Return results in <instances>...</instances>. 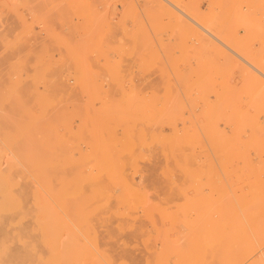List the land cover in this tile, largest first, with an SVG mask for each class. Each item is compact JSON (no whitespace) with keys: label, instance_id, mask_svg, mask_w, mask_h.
<instances>
[{"label":"rangeland","instance_id":"obj_1","mask_svg":"<svg viewBox=\"0 0 264 264\" xmlns=\"http://www.w3.org/2000/svg\"><path fill=\"white\" fill-rule=\"evenodd\" d=\"M14 1L17 3L21 1L22 3L16 5L18 15L5 8L3 17L8 16V14H12V17L16 16L12 20L19 24L16 25L17 29L20 28L19 30L16 29L17 35L19 33L18 36L23 37L27 34V38L31 35L28 38L29 40L25 37L20 39L23 47L17 36L16 48L17 46L19 49L21 48L20 51L18 48L16 49L17 54L18 52L25 53L28 51V45L31 48L34 46L36 49L33 47L32 50H36L35 53L37 54L38 49H40L37 46L38 41H35L38 39V34L41 33V36H46L55 33L57 24H62L63 29L69 34L71 31L70 20L72 21V19L78 24L81 33L79 40H82V42H68L65 44L64 50H62L63 53L50 60L51 67L48 65V61L43 62L38 58L35 60L36 57L24 61L23 57H20L21 55H17L21 59L16 60V72L18 73H16V79H14L17 88L16 113L14 112L16 115H13L14 109L11 110L13 107L11 105L13 94L11 91L14 88L6 87L8 83L4 85L7 92L3 90L5 92L2 93V95L5 93L6 96H2L0 115L5 116L7 121L0 116L5 121L3 122L0 119V245L1 241L5 240L8 242V251L21 248L23 241L13 238L16 229H18L19 233L17 231V235H22V237L25 234L27 236L32 235L33 237H27L28 239L26 236L24 238L30 241L33 240L34 246H37V250L35 248L36 251H32L33 257H23L18 260L19 264H65L67 262H71L69 264H148V261L149 264L153 262L155 264V259L162 264H174L176 259L175 254L172 252L174 244L170 246V242L173 243L180 237L179 235L189 236L191 233V236L192 233L196 232L194 228L198 229L200 222L202 223L212 211L214 212V214L211 213L212 217L218 218L220 216L218 206H225L222 202H225V207L230 208H237V204L240 207L247 205L250 207L252 203L251 210H248V212L254 213L256 216L264 213V189H262V186H264V102H262L264 96L262 97L259 94L264 95V90H261L264 89V77L262 78L264 69L261 70V65L264 68V32L262 33L264 31V0H168L174 6L162 1L168 5V10H158L163 12L164 16L162 13L157 12L162 15L163 20L160 19L159 15V17H156L157 13L154 14L156 8L150 4L151 0H26V3L23 2L25 0ZM173 7L174 9L177 8L175 9L176 12L172 13V11H175ZM171 8L172 11H170ZM178 9H184V13L185 11L188 12L187 14L191 15L192 18L197 19L198 17V20L195 19L196 21L200 22L201 25L205 24V27H207L206 25L211 27L208 29H212L214 33L217 32L216 35L220 33L221 38L223 37L222 40L225 42V39H230L231 44L229 43V46L233 47L236 54L231 53L226 48L224 49L220 43L217 44L214 39L207 35V40L204 39L207 44L205 41H201L203 39L198 35H201L199 33L203 34V32H199L200 29L196 26L197 35L196 30H193V27L196 28L191 21L186 18L181 19L183 15H181V18L177 17V13H180L177 12ZM195 10L196 12H193ZM174 13L176 14L174 15ZM20 15L24 17H20ZM33 15L42 18H35ZM170 15L175 18L172 16L166 18ZM19 18L23 19L21 20L24 24L30 21L25 25L31 28H28L29 30L27 27L25 28V25L20 23ZM167 19L171 21L167 22ZM185 20L186 23L189 21L187 23L188 27H186ZM49 23L51 24L48 25ZM153 23L159 25L156 26ZM189 24L191 27H189ZM44 25H48V28ZM22 26L26 31L23 30ZM21 29L25 34L21 32ZM31 29L32 31H30ZM208 39L212 42H208ZM27 40L30 44H27ZM34 43L37 45L35 46ZM50 43L51 45H48ZM226 43L228 44V42ZM48 44L47 48L51 52L46 48L47 51L58 54L56 52L57 46L56 49L54 48L56 44L53 46L54 42L50 41ZM48 46H52L54 52ZM22 50L25 52H21ZM224 53L228 54H225V56ZM242 59L250 62L256 69L258 68V71L247 65ZM30 61L34 64H31ZM28 62L29 66L34 69V71L30 69L32 75H29L31 73H29ZM236 63L238 64L237 67L240 65L239 68L235 67ZM23 65H26V68L25 66L22 67ZM36 65L42 70L45 68L44 73L42 70H40L41 72L38 71V69L35 71ZM230 65L232 66L230 67ZM20 69L23 71L27 69V71L22 72ZM39 76L40 78H38ZM243 77L245 78L243 79ZM247 78L248 80L245 81ZM261 85H263V88ZM256 93L258 98L261 95V100L257 98ZM247 99L249 100L247 101ZM251 103L255 107L257 106L256 109L253 105L251 106ZM229 109L233 111L231 115ZM246 110L247 112L244 114ZM255 110L261 111L255 112ZM161 113L163 115L159 117ZM239 113L242 117L239 116ZM228 114V117L235 120L226 118ZM247 114L249 115L246 116ZM15 116L16 125H12L13 119L11 118ZM245 116L247 119L244 118ZM241 120L245 122L246 126ZM3 123H5L4 128ZM96 123L99 125H96ZM174 123L176 124L174 125ZM9 124L10 126H16V133L14 132L15 126L10 127ZM116 124L118 127L114 126ZM208 124H212L213 127H210V125L208 127ZM7 125L9 126L8 129H6ZM241 126L244 128L241 129ZM13 128L14 133L10 131ZM217 128L218 131L216 132ZM4 129L8 132H5ZM5 133H7V136H5ZM9 133L13 134L9 136ZM185 133L186 135H184ZM15 134L16 136H14ZM252 136L253 139L250 138ZM212 137L214 138L211 139ZM10 138L16 140V145L13 144V140H9ZM8 141L13 143L10 144ZM250 141L254 142L253 145L258 144L259 148L257 145L252 146ZM12 145L16 146V149ZM206 146L208 147L206 148ZM21 155H23L22 158ZM30 155L32 158L35 157L33 158L35 161L40 157V160L49 161L46 163L47 166L49 164L48 181L46 179L44 182L37 174L33 173L32 175V171L29 170L30 174L28 169L25 168H28V166L23 164L24 161L21 160L25 158L24 156L30 157ZM245 165L249 167H245ZM228 166L230 167L227 168ZM115 167L118 172L114 171ZM37 168L39 167L35 164L33 170L36 171ZM109 175L112 177L111 179ZM252 182L253 185H251ZM46 183L48 184L46 185ZM242 183L243 186H241ZM25 185L28 188L31 187V190L27 189L31 191L27 196L24 195L28 194ZM94 186L95 188H93ZM12 190L18 194L21 192L20 197L16 193L19 198H22V195L26 196L22 198L26 203L21 201L25 205L26 211L31 209L28 214L25 211L19 213V210H12V213H9L11 212L9 210L6 211L7 213L1 210V203L11 200L8 193L11 191L13 194ZM21 190H24L25 193ZM232 191L234 192L231 193ZM255 192L257 194L253 195ZM231 195L232 197H230ZM195 196L197 197L195 198ZM253 196H255L254 200H249ZM2 197L3 199H1ZM41 197L45 200L47 206L49 205L50 213L48 216L51 217L50 224L54 232L48 229V227H51L50 224L47 227L41 222L42 214H44L41 206L46 204H42L44 202H42ZM226 201H228V204ZM260 201L263 203L262 205H258L261 204ZM26 205L31 208L28 209ZM254 205L261 207H258L257 210V206ZM260 208L261 210H259ZM211 209L213 210L211 211ZM205 210L208 212L205 213ZM165 212L167 216L169 215L168 219ZM18 213L20 217L21 213L24 214L21 217L22 219L18 216ZM17 217L20 219H16ZM244 217L246 218V216ZM208 218H211V216H208ZM83 219L87 220L84 221ZM88 220L94 228L90 224L87 225ZM82 221L89 226V229L94 230L83 229L82 225L85 223H79ZM44 223L47 224L48 222L45 221ZM171 223L174 225H171ZM20 225L22 226L20 227ZM195 225H198L197 228ZM44 226L47 228L46 230ZM58 226L64 228H58ZM167 227H169V230H166ZM19 228H22V230ZM25 228H29L26 229L29 231L23 230ZM55 229H58V231ZM55 231L61 237L54 234L53 238L55 240L59 238L54 244L50 239L52 238L50 232L53 235ZM5 235H7V238H5ZM43 235L48 238L47 241ZM42 238L45 240H42ZM161 238H166V245L170 240L168 246L163 243L165 241ZM73 239H75V242ZM67 240L72 244L75 243V246L76 244L81 245L87 251L88 248L86 247L88 246L92 252L90 251L84 256H78L77 254L80 253L74 251L76 250L72 248L74 245L69 246L72 249L63 247V245L67 246L69 243ZM95 242H97V245H95ZM71 243L69 245H72ZM33 244L31 250L34 249ZM81 246L80 249L82 250ZM95 246H97V249ZM168 247L169 249L172 247L171 252L167 249ZM63 250H66V252ZM77 250L79 252V247ZM100 251L104 252V256L108 258L99 256L100 254L103 255ZM68 253H71V255H67ZM186 253L188 257L189 253ZM203 256H199L198 262L203 260Z\"/></svg>","mask_w":264,"mask_h":264},{"label":"bare ground","instance_id":"obj_2","mask_svg":"<svg viewBox=\"0 0 264 264\" xmlns=\"http://www.w3.org/2000/svg\"><path fill=\"white\" fill-rule=\"evenodd\" d=\"M0 1H2V2H0V108H1V100H2V96H4L5 95V93H4V95H2V93L3 92H7V90H6V87H8V88H14L13 89V91H11L13 94H12V102H11V105H13V107L11 108V110L12 109H14V111H13V115H16L15 113H16V90H17V88H16V85H15V82H14V79H16V73H18V72H16V60H18L20 57H23V59H24V61L25 60H27V61H29L28 59H30L31 60V58H33V57H36V58H34L35 60L38 58L39 60H41V61H43V62H47L48 61V65L50 66V60L51 59H55V58H57V56H59V55H61V53H63L62 52V50H64L63 49V47H64V45L65 44H67L68 42L70 43V42H82V40H79V38H80V35H81V33H80V30H79V28H78V24L74 21V19H72V21L70 20V22H71V26H70V28H71V31H70V33L69 34H67L66 33V31L63 29V25L62 24H57V26H55L57 29H55V33H53V34H48V33H46V34H48V35H46V36H41L40 34L41 33H37L38 34V39H36L35 41H38V45L37 46H39V48L40 49H38L39 51H41V49H42V51L41 52H37V54L35 53V51L34 50H32L33 49V47L34 46H32V48L31 47H29V45L27 46V44L29 43V39L28 38H30L31 37V35L27 38V34L26 35H24L23 37L21 36H18L19 35V33H18V35H17V32H16V29H17V26L16 25H19V24H16V22H15V20H12V19H14L15 17H12V14L10 15V14H8V16H6V17H3V14H4V9L5 8H8V10H10V11H12L13 13L15 12V13H17V10H18V8L16 9V5L18 6V4H20L21 3V1L20 0H18V1H20L19 3H17V2H15L14 0H0ZM17 1V0H16ZM29 1V0H28ZM27 1V2H28ZM162 1H165V3L167 2V3H169L171 6L173 5L172 3H170L168 0H151L150 1V4L154 7V8H156L154 11V14L155 13H157V12H160V11H158V10H163V9H167L168 10V5H166L165 3H163ZM23 2H25L26 3V0L25 1H23ZM31 2V1H30ZM46 2V1H45ZM49 2V1H48ZM51 2V1H50ZM17 3V4H16ZM146 3H147V1H146ZM22 4V3H21ZM60 4V3H59ZM147 4H149V3H147ZM23 5H27V4H23ZM22 5V6H23ZM43 5V4H42ZM151 5H149V6H151ZM54 6V5H53ZM174 6V5H173ZM96 7V6H95ZM53 8V7H52ZM57 8V7H56ZM55 8V9H56ZM93 8V7H92ZM91 8V9H92ZM177 8V7H176ZM175 8V9H176ZM54 9V10H55ZM90 9V10H91ZM173 9H174V7H173ZM174 9V10H175ZM191 9V8H190ZM53 10V11H54ZM151 10H153L152 8H151ZM165 10H163V11H165ZM179 11H177V12H180V13H177L178 15H177V17L179 16L180 18H181V15H183V18H181V19H184V18H186V19H188L189 21H191V23L195 26V28H196V26H197V28H199L200 29V31L199 32H203V34L202 33H199V34H201V35H198V33H197V28L196 29H194V27H193V30H196V33H197V35L198 36H200L201 37V39H203V40H201V41H205V40H207L206 38H208L207 36H209L211 39H214L216 42H217V44L218 43H220L221 44V46H223L224 47V49L226 48L227 50H229L231 53H234V54H236L234 51L235 50H233V47L231 48V46H229V43L231 44V40L229 41L228 40V38L227 39H225L226 40V42H228V44L224 41V40H222V38H221V35H220V33H218V35H216L215 33H217V32H213V30L212 29H208V28H211V27H208V25H206L207 27H205L204 25V23L203 22H201V23H203L204 25H201L200 24V22H198V21H196V20H198V17H197V19L196 18H192V16L190 17L189 16V14H187L186 13V11H185V13H184V9L183 10H181V9H178ZM188 10V9H187ZM34 11V10H33ZM59 11V10H58ZM86 11H88V10H86ZM170 11H172V8L170 9ZM50 12V11H49ZM56 12V11H55ZM65 12V11H64ZM92 12H93V10H92ZM166 12H168V11H166ZM173 12H176V10L175 11H172V13ZM193 12H196V10L195 11H193ZM11 13V12H10ZM42 13V12H41ZM150 13V12H149ZM160 13H162V15L164 14L163 12H160ZM160 13H157V16L156 17H159L160 16V19H162L161 17H162V15H160ZM35 14V13H34ZM146 14H147V12H146ZM153 14V15H154ZM167 14V13H166ZM169 14V13H168ZM176 13H174V15H175ZM180 14V15H179ZM17 15H18V13H17ZM40 15V14H39ZM148 15V14H147ZM159 15V16H158ZM195 15V14H194ZM34 17H35V15H33ZM55 16V15H54ZM164 16V15H163ZM172 15H170V16H166V18L167 17H171ZM196 16V15H195ZM20 17H24L23 15L21 16L20 15ZM33 17V18H34ZM38 17V16H37ZM37 17H35V18H37ZM70 17V16H69ZM155 17V18H156ZM172 17H174V16H172ZM27 18V17H26ZM39 18V17H38ZM42 17H40L39 19H41ZM46 18V17H45ZM45 18H44V20H45ZM149 18H152V17H149ZM165 18V19H166ZM175 18V17H174ZM208 18H209V16H208ZM20 20L22 19V18H19ZM55 19V18H54ZM62 19V18H61ZM69 19V18H68ZM158 19V18H157ZM169 19V18H168ZM167 19V22L168 21H171V20H168ZM179 19V18H178ZM181 19H179V20H181ZM196 19V20H195ZM23 20V19H22ZM21 20V22L20 23H23V21ZM33 20V19H32ZM36 20V19H35ZM38 20V19H37ZM44 20H42L43 22H44ZM154 21H156L155 19H153ZM163 20V19H162ZM187 20V21H188ZM200 20V19H199ZM212 20V19H211ZM25 21V20H24ZM42 21H41V23H42ZM54 21V20H53ZM62 21V20H61ZM67 21V20H66ZM66 21H65V23H66ZM158 21V20H157ZM183 21V20H182ZM188 21V22H189ZM203 21V20H202ZM26 22H27V20H26ZM29 23H30V21H28ZM27 22V23H28ZM40 22V21H39ZM39 22H38V24H39ZM45 22H47V20H45ZM48 22H50V21H48ZM57 22V21H56ZM63 22V21H62ZM70 22H68V23H70ZM153 22V21H152ZM163 22V21H162ZM187 22V23H188ZM216 22V21H215ZM218 22V21H217ZM27 23H25L26 25H27ZM54 23V22H53ZM52 23V24H53ZM161 23V22H160ZM178 23V22H177ZM180 23H182V22H179L178 24H180ZM187 23H186V20H185V24H186V27H188V25H187ZM219 23V22H218ZM24 24V23H23ZM24 24V25H25ZM32 24H34V22H32ZM38 24L36 23V25L38 26ZM44 24V23H43ZM47 24V23H46ZM51 23H49L48 25H50ZM154 24V23H153ZM165 24H167V23H165ZM169 24V23H168ZM178 24H177V26H178ZM183 24V23H182ZM181 24V25H182ZM210 24V23H209ZM212 24V23H211ZM22 25V24H21ZM25 25V28L27 27V29L29 28H31L30 26H26ZM30 25V24H29ZM47 25V26H48ZM154 25H156V24H154ZM159 25V24H158ZM158 25H156V26H158ZM219 25V24H218ZM33 26V25H32ZM43 26V25H42ZM45 26V25H44ZM47 26H45V27H47ZM91 27V26H90ZM166 27H168V26H166ZM173 27V26H172ZM181 27V26H180ZM179 27V28H180ZM183 27V26H182ZM189 27H191L190 26V24H189ZM218 27H220V26H218ZM22 28H23V26H22ZM25 28H23V30H25ZM41 28V27H40ZM44 28V27H43ZM48 28V27H47ZM50 28V27H49ZM51 28H54V27H51ZM221 28V27H220ZM20 29V28H19ZM19 29H17V30H19ZM28 29V30H29ZM42 29V28H41ZM40 29V30H41ZM176 29H178V28H176ZM183 29H185L184 27H183ZM198 29V30H199ZM33 30H35V29H33ZM175 30V29H174ZM186 30V29H185ZM189 30V29H188ZM187 30V31H188ZM215 30V29H214ZM26 31V30H25ZM30 31H32V29L30 30ZM47 31V30H46ZM54 31V30H53ZM192 31V30H191ZM21 32L22 33H24V31H22V29H21ZM33 32H35V31H33ZM175 32V31H174ZM178 32V31H177ZM264 31H262V33H263ZM27 33V32H26ZM32 33V32H31ZM44 33V32H43ZM89 33V32H88ZM176 33V32H175ZM195 33V32H194ZM25 34V33H24ZM34 34H36V33H34ZM34 34H33V36H34ZM109 34V33H108ZM20 35H21V33H20ZM23 35V34H22ZM40 35V36H39ZM44 35V34H43ZM172 35H174V34H172ZM207 35V36H206ZM17 36L19 37V41L21 42L22 40H20V39H22V38H26V39H28L27 41V44H26V46H27V48H28V51H21V52H25V53H20V52H18V54L19 55H21L19 58L17 57V53H16V49L18 48V46H17V48H16V38H17ZM220 36V37H219ZM181 37V36H180ZM82 38H84V37H82ZM91 38V37H90ZM178 39H179V37H178ZM184 39V38H183ZM205 39V40H204ZM104 40V39H103ZM209 41L208 42H212V41H210V39H208ZM34 41V40H33ZM49 41L50 42H54V44H52L53 46H54V48L57 46V53L58 54H52V53H49V52H51L48 48H47V44L49 43ZM180 41V40H179ZM106 42V41H105ZM206 42V41H205ZM215 42V43H216ZM19 43V42H18ZM17 43V44H18ZM22 43V42H21ZM32 43V42H31ZM203 43V42H202ZM235 43V42H234ZM30 44V43H29ZM206 44H207V42H206ZM205 44V45H206ZM211 44V43H210ZM219 44V45H220ZM244 44V43H243ZM34 45H35V43H34ZM35 45V46H36ZM48 45H51V43L50 44H48ZM205 45H204V47H205ZM22 47H23V43H22V45H21ZM71 46V45H70ZM69 46V47H70ZM118 46V45H117ZM196 46V45H195ZM220 46V47H221ZM233 46V45H232ZM236 46V45H235ZM19 47H20V45H19ZM48 47H50V46H48ZM210 47H211V45H210ZM213 47V46H212ZM219 47V46H218ZM249 47V46H248ZM27 48H26V50H27ZM35 48V47H34ZM49 50V52L47 51V49ZM52 50H53V52H54V49H53V47L51 46L50 47ZM78 48V47H77ZM192 48H194V47H192ZM191 48V49H192ZM207 48V47H206ZM216 48V47H215ZM21 49V48H20ZM20 49L18 48V50L20 51ZM22 49H24V48H22ZM36 49V48H35ZM56 49V48H55ZM107 49V48H106ZM210 49V48H209ZM243 49H245V48H243ZM70 50V49H69ZM77 50V49H76ZM116 50V49H115ZM169 51V50H168ZM210 51V50H209ZM221 51V50H220ZM225 51V50H224ZM118 52V51H117ZM218 52V51H217ZM222 52V51H221ZM262 52V51H261ZM73 53V52H72ZM119 53V52H118ZM195 53V52H194ZM229 53V52H228ZM228 53H224V55L226 54H228ZM259 53V52H258ZM74 54V53H73ZM79 54V53H78ZM168 54V53H167ZM192 54V53H191ZM240 54V53H239ZM72 55V54H71ZM225 55V56H226ZM241 55V54H240ZM239 55V56H240ZM63 57H64V54L62 55ZM62 56H60V57H62ZM237 56V55H236ZM16 57H17V59H16ZM62 57V58H63ZM66 57V56H65ZM253 57V56H252ZM61 58V59H62ZM68 58H69V56H68ZM193 58H195V57H193ZM198 58V57H197ZM204 58V57H203ZM244 58V57H243ZM247 58V57H246ZM245 58V59H246ZM255 58V57H254ZM21 59V58H20ZM60 59V58H59ZM58 59V60H59ZM65 59V58H64ZM196 59V58H195ZM201 59V58H200ZM228 59V58H227ZM245 59H242V61L244 60V62L245 63H247V65H249V66H251V67H253V68H255L256 69V67L255 66H253L250 62H248L247 60H245ZM230 60V59H229ZM239 61V60H238ZM33 62H34V60H33ZM42 62V63H43ZM53 62V61H52ZM56 62V61H55ZM59 62H61L60 60H59ZM62 62H64V61H62ZM200 62V61H199ZM230 63H231V61H229ZM19 63H20V61H19ZM27 63V62H26ZM30 63H31V61H30ZM54 63V62H53ZM255 63H257V62H255ZM262 63V62H261ZM264 63V62H263ZM31 64H34V63H31ZM46 64V63H45ZM44 64V65H45ZM61 64V63H60ZM63 64V63H62ZM201 64V63H200ZM232 64L234 65V63L232 62ZM260 64V63H259ZM28 66L30 65L29 64V62H28V64H27ZM42 65V64H41ZM47 65V66H48ZM258 65V64H257ZM20 66V65H19ZM18 66V67H19ZM25 66V68H26V65H23L22 67H24ZM35 66V65H34ZM43 66V65H42ZM232 65H230V67H231ZM238 66V64L236 63V66L235 67H237ZM244 66V65H243ZM30 67V68H29ZM29 67H27V68H29V73H31L30 72V69H31V71H32V69H33V67L31 68V66H29ZM36 67H37V65H36ZM35 67V71H37L36 69H38V71H40V70H42V69H40L39 67H37L36 68ZM46 67V66H45ZM51 67V66H50ZM62 67H63V65H62ZM239 67H240V65H239ZM239 67H237V68H239ZM261 67H262V69L261 70H263L264 68H263V66L261 65ZM243 68V67H242ZM19 69V68H18ZM45 69V68H44ZM43 69V70H44ZM50 69V68H49ZM199 69V68H198ZM203 69V68H202ZM247 69V68H246ZM249 69V68H248ZM254 69V70H255ZM21 70V69H20ZM19 70V71H20ZM26 71H27V69H25ZM24 70V71H25ZM42 70V71H43ZM102 70V69H101ZM110 70V69H109ZM238 70H240V69H238ZM257 71H258V68L256 69ZM256 70H255V72H256ZM260 70V69H259ZM260 70V71H261ZM22 72H24L23 70H21ZM20 71V72H21ZM33 71H34V69H33ZM121 71V70H120ZM240 71H243V70H240ZM259 71V72H260ZM264 71V70H263ZM41 72V71H40ZM62 72H63V70H62ZM36 73V72H35ZM43 73H44V71H43ZM109 73V72H108ZM176 73V72H175ZM264 73V72H263ZM27 74V73H26ZM195 74V73H194ZM230 74V73H229ZM18 75V74H17ZM21 75H22V73H21ZM29 75H32V73L31 74H29ZM37 75H38V73H37ZM37 75H33V76H37ZM40 75V74H39ZM58 75V74H57ZM113 75H116V74H113ZM245 75V74H244ZM247 75H250V74H247ZM45 76V75H44ZM111 76V75H110ZM254 76H255V74H254ZM262 76V75H261ZM260 76V77H261ZM54 77V76H53ZM228 77V76H227ZM230 77V76H229ZM249 77V76H248ZM253 77V76H252ZM259 77V78H260ZM264 76H262V78H263ZM38 78H40V76L38 77ZM245 77H243V79H244ZM257 78V77H256ZM241 79V78H240ZM6 80V81H5ZM47 80V79H46ZM52 80V79H51ZM246 80H248V78L247 79H245V81ZM251 80V79H250ZM256 80V79H255ZM263 80V79H262ZM21 81V80H20ZM55 81H56V79H55ZM61 81V80H60ZM244 81V80H243ZM257 81V80H256ZM41 82V81H40ZM6 83H8L7 85H6V87L4 86ZM41 83H43V82H41ZM63 83V82H62ZM246 83V82H245ZM253 83V82H252ZM251 83V84H252ZM256 83V82H255ZM53 84H54V82H53ZM247 84H248V82H247ZM261 84H262V82H261ZM37 85V84H36ZM44 85V84H43ZM253 85H255V84H253ZM264 85V84H263ZM263 85H261V87L263 86ZM252 86V85H251ZM256 86V85H255ZM255 86H254V88H255ZM45 87V86H44ZM49 87V86H48ZM247 87V86H246ZM245 87V88H246ZM253 87V86H252ZM260 87V86H259ZM258 87V88H259ZM5 88V89H4ZM25 88V87H24ZM248 88V87H247ZM250 89H251V87H249ZM263 88V87H262ZM250 89H248L249 91H250ZM3 90H5V91H3ZM262 91L264 90V89H261ZM31 91V90H30ZM231 91V90H230ZM234 91H236V90H234ZM261 91V92H262ZM9 92H10V90H9ZM26 92V91H25ZM109 92V91H108ZM227 92V91H226ZM247 92V91H246ZM253 92H254V90H253ZM259 92V91H258ZM41 93V92H40ZM263 93H264V91H263ZM29 94V93H28ZM59 94V93H58ZM231 94V93H230ZM253 94V93H252ZM259 94H261L262 95V97L264 96L262 93H259ZM261 95H259L260 97H261ZM6 96V95H5ZM14 96H15V98H14ZM28 96V95H27ZM32 96V95H31ZM49 96V95H48ZM256 96H257V98H258V94L256 93ZM10 97H11V94H10ZM249 97H251V96H249ZM258 98L259 100H261V98ZM227 98V97H226ZM256 98V99H257ZM10 99V98H9ZM45 99H46V96H45ZM106 99V98H105ZM104 99V100H105ZM110 99V98H109ZM242 99V98H241ZM245 99V98H244ZM257 99V100H258ZM65 100V99H64ZM111 100V99H110ZM143 100V99H142ZM231 100H233V99H231ZM249 99H247V101H248ZM253 100H254V97H253ZM252 100V101H253ZM257 100H256V102H257ZM258 100V101H259ZM263 100V99H262ZM36 102V101H35ZM141 102V101H140ZM145 102H147V101H145ZM151 102V101H150ZM235 102V101H234ZM233 102V103H234ZM262 102H264V100L262 101ZM148 103V102H147ZM230 103H232V102H230ZM253 104L255 103V102H252ZM251 103V106L253 105ZM259 103V102H258ZM19 104V103H18ZM136 104V103H135ZM238 104V103H237ZM260 104V103H259ZM130 105V104H129ZM155 105V104H154ZM233 105V104H232ZM235 105V104H234ZM10 106V105H9ZM62 106V105H61ZM117 106V105H116ZM131 106V105H130ZM151 106V105H150ZM227 106H229V107H231L230 105H227ZM226 106V107H227ZM249 106H250V104H249ZM254 106V105H253ZM264 106V105H263ZM126 107H127V105H126ZM129 107V106H128ZM136 107V106H135ZM225 107V106H224ZM223 107V108H224ZM244 107V106H243ZM255 107V106H254ZM257 107V106H256ZM256 107H255V109H256ZM262 107V106H261ZM26 108V107H25ZM105 108V107H104ZM103 108V109H104ZM130 108V107H129ZM132 108V107H131ZM148 108V107H147ZM151 108V107H150ZM238 108H239V106H238ZM237 108V109H238ZM10 109V108H9ZM103 109H102V111H103ZM226 109H228V108H226ZM225 109V110H226ZM231 109V108H230ZM229 109V110H230ZM263 109V108H262ZM55 110V109H54ZM111 110V109H110ZM234 110H236V109H234ZM241 110V109H240ZM8 111V110H7ZM109 111V110H108ZM166 111V110H165ZM175 111V110H174ZM242 111V110H241ZM259 111V110H258ZM258 111H256L255 110V112H258ZM261 111V110H260ZM259 111V112H260ZM15 112V113H14ZM146 112H148V111H146ZM168 112V111H167ZM231 112V113H230ZM230 115L233 113V111H231L230 110ZM234 112H237V111H234ZM246 112H247V110L245 111V113L244 114H246ZM32 113V112H31ZM107 113H109V112H107ZM132 113V112H131ZM144 113V112H143ZM149 113V112H148ZM249 113V112H248ZM9 114V113H8ZM112 114V113H111ZM125 114V113H124ZM130 114V113H129ZM147 114V113H146ZM175 114V113H174ZM227 114V113H226ZM237 114V113H236ZM242 114V113H241ZM243 114V115H244ZM257 114V113H256ZM126 115H128V114H126ZM141 115V114H140ZM162 113H161V115L159 116V117H162ZM249 114H247L246 116H248ZM258 115V114H257ZM1 116V115H0ZM10 116V115H9ZM106 116V115H105ZM123 116V115H122ZM147 116V115H146ZM150 116V115H149ZM167 116H169V115H167ZM226 116V115H225ZM229 116V114L226 116V118ZM234 117H235V115H233ZM239 116H241L242 117V115H240V113H239ZM246 116L244 117V118H246ZM103 117V116H102ZM113 117V116H112ZM165 117V116H164ZM259 117V116H258ZM1 118H3V120H6L7 121V119H6V117L4 116H1ZM0 118V119H1ZM5 118V119H4ZM16 116L14 117V118H11V119H13V121H12V125L13 124H15L16 125ZM94 118V117H93ZM104 118V117H103ZM108 118V117H107ZM124 118V117H123ZM157 118V117H156ZM170 118V117H169ZM172 118H173V115H172ZM231 119V117H228V119ZM240 118V117H239ZM250 118V117H249ZM253 118V117H252ZM256 118H257V116H256ZM255 118V119H256ZM15 119V120H14ZM33 119V118H32ZM54 119V118H53ZM100 119V118H99ZM148 119H150V118H148ZM164 119V118H163ZM167 120H168V118H166ZM247 119V118H246ZM246 119H244L245 120V122H246ZM2 120V119H1ZM2 120V121H3ZM42 120H43V118H42ZM154 120H156V119H154ZM153 120V121H154ZM159 120V119H158ZM166 120V121H167ZM231 120H235L234 118L233 119H231ZM243 120V119H242ZM242 120H241V122H242ZM250 120V119H249ZM252 120V119H251ZM10 121V120H9ZM10 121V122H11ZM110 121V120H109ZM123 121V120H122ZM160 121H162V120H160ZM173 121H174V119H173ZM172 121V122H173ZM254 121V120H253ZM3 122H5V121H3ZM15 122V123H14ZM150 122V121H149ZM152 122V121H151ZM190 122H192V121H190ZM245 122H242L243 124H244V126H246L245 125ZM250 122V121H249ZM248 122V123H249ZM107 123V122H106ZM117 123V122H116ZM129 123V122H128ZM156 123V122H155ZM163 123H164V121H163ZM185 123V122H184ZM236 123V122H235ZM235 123H233L234 125H235ZM247 123V122H246ZM254 123V122H253ZM256 123H257V120H256ZM8 124V123H7ZM25 124V123H24ZM98 123H96V125H97ZM134 124V123H133ZM132 124V125H133ZM173 124V123H172ZM176 123H174V125H175ZM201 124V123H200ZM241 124V123H240ZM251 124V123H250ZM2 125V124H1ZM4 125H5V123H3V128H4ZM14 125V126H15ZM21 125H22V123H21ZM28 125V124H27ZM99 125V124H98ZM107 125H109V124H107ZM127 125V124H126ZM148 125V124H147ZM173 125V126H174ZM207 125V124H206ZM209 125L210 124H208V127H209ZM218 125V124H217ZM256 125V124H255ZM258 125V124H257ZM9 126H10V124H9ZM9 126L7 125V127H6V129H8L9 128ZM14 126H10V127H14ZM24 126V125H23ZM26 126V125H25ZM36 126H37V123H36ZM64 126H65V124H64ZM102 126V125H101ZM111 126V125H110ZM115 127L117 126V124L116 125H114ZM131 126V125H130ZM198 126V125H197ZM201 126V125H200ZM212 126V124L210 125V127ZM237 126V125H236ZM238 126H239V128H240V125L238 124ZM18 127V126H17ZM33 127H34V125H33ZM97 127H99V126H97ZM97 127H96V129H97ZM118 127V126H117ZM129 127V126H128ZM213 127V126H212ZM242 127V126H241ZM22 128V127H21ZM107 128V127H106ZM138 128V127H137ZM137 128H135V129H137ZM142 128V127H141ZM144 128V127H143ZM154 128V127H153ZM174 128V127H173ZM203 128V127H202ZM244 127H242L241 129H243ZM6 129H4L5 130V132H8V131H6ZM16 126H15V131H14V128L13 129H10V131L11 132H15L16 133ZM81 129V128H80ZM178 129V128H177ZM22 130V129H21ZM130 130H133V129H130ZM179 130V129H178ZM182 130V129H181ZM238 130V129H237ZM253 130V129H252ZM9 131V132H10ZM25 131V130H24ZM33 131V130H32ZM98 131V130H97ZM97 131H96V133H97ZM101 131V130H100ZM134 131H136V130H134ZM147 131V130H146ZM153 131V130H152ZM177 131V130H176ZM192 131H193V129H192ZM209 131V130H208ZM211 131V130H210ZM218 131V128H217V130H216V132ZM13 132V133H14ZM28 132V131H27ZM39 132V131H38ZM110 132V131H109ZM132 132V131H131ZM142 132V131H141ZM199 132V131H198ZM215 132V133H216ZM240 132V131H239ZM244 132V131H243ZM4 133V132H3ZM12 133V134H13ZM31 133V132H30ZM192 133V132H191ZM207 133V132H206ZM213 133V132H212ZM211 133V134H212ZM219 133V132H218ZM257 133V132H256ZM258 133H259V131H258ZM6 135L5 136H7V133H5ZM10 134L11 133H9V136H10ZM11 134V135H12ZM21 134V132L19 133V135ZM22 134H25V133H22ZM65 134V133H64ZM108 134V133H107ZM144 134V133H143ZM153 134V133H152ZM211 134H210V136H211ZM27 135V134H26ZM31 135H32V133H31ZM90 135V134H89ZM94 135V134H93ZM97 135V134H96ZM100 135V134H99ZM105 135V134H104ZM135 135H136V133H135ZM138 135H139V133H138ZM151 135V134H150ZM154 135V134H153ZM184 135H186V133L184 134ZM221 135V134H220ZM14 136H16V134L14 135ZM22 137L24 136V135H21ZM20 136V137H21ZM45 136V135H44ZM113 136V135H112ZM177 136V135H176ZM175 136V137H176ZM183 136V135H182ZM208 136V135H207ZM255 136V135H254ZM257 136V135H256ZM260 136V135H259ZM13 137V136H12ZM29 137H31L30 135H29ZM69 137V136H68ZM141 137V136H140ZM151 137V136H150ZM178 137V136H177ZM188 137V136H187ZM192 137V136H191ZM209 137V136H208ZM218 137V136H217ZM221 137V136H220ZM220 137H219V139H220ZM224 137H225V135H224ZM223 137V138H224ZM5 138V137H4ZM97 138V137H96ZM107 138V137H106ZM109 138V137H108ZM126 138V137H125ZM214 137H212L211 139H213ZM235 138V137H234ZM250 138H252L253 139V136L252 137H250ZM258 138V137H257ZM15 139H16V137H15ZM57 139V138H56ZM111 139V138H110ZM132 139H133V137H132ZM180 139V138H179ZM219 139H217V140H219ZM252 139H250L251 141H252ZM8 140V139H7ZM6 140V141H7ZM9 140H13V138L11 139H9ZM64 140V139H63ZM83 140V139H82ZM101 140V139H100ZM188 140V139H187ZM225 140V139H224ZM14 141V140H13ZM43 141V140H42ZM92 141H93V139H92ZM105 141H107V140H105ZM115 141V140H114ZM122 141V140H121ZM136 141V140H135ZM192 141H194V140H192ZM220 141V140H219ZM250 141V143H252V146H254V145H257V147H258V144H254L253 145V143L254 142H251ZM258 141H259V139H258ZM9 142V141H8ZM116 142V141H115ZM119 142V141H118ZM143 142H145V141H143ZM223 142V141H222ZM239 142V141H238ZM10 144L11 143H13V142H9ZM16 143V140L14 141V145H16L15 144ZM22 143V142H21ZM60 143V142H59ZM104 143V142H103ZM117 143V142H116ZM140 143V142H139ZM200 143V142H199ZM233 143V142H232ZM241 143V142H240ZM113 144V143H112ZM147 144V143H146ZM14 145H12L13 147H14ZM99 145V144H98ZM98 145H96V146H98ZM103 145V144H102ZM127 145V144H126ZM201 145V144H200ZM203 145H205V144H203ZM208 145V144H207ZM233 145V144H232ZM67 146V145H66ZM243 146V145H242ZM16 147V146H15ZM14 147V149H16ZM49 147V146H48ZM56 147V146H55ZM110 147V146H109ZM208 146H206V148H207ZM234 147V146H233ZM126 148V147H125ZM144 148V147H143ZM215 148H216V146H215ZM246 148V147H245ZM255 148V147H254ZM259 148V147H258ZM258 148H256V149H258ZM182 149V148H181ZM239 149V148H238ZM247 149V148H246ZM95 150V149H94ZM123 150V149H122ZM212 150V149H211ZM216 150H217V148H216ZM91 151V150H90ZM113 151H114V149H113ZM130 151V150H129ZM206 151V150H205ZM257 151H259V150H257ZM261 151V150H260ZM15 152H16V150H15ZM121 152V151H120ZM123 152V151H122ZM121 152V153H122ZM128 152V151H127ZM191 152H193V151H191ZM204 152V151H203ZM224 152V151H223ZM229 152V151H228ZM106 153V152H105ZM146 153V152H145ZM189 153V152H188ZM238 153V152H237ZM258 153V152H257ZM83 154V153H82ZM93 154H95V153H93ZM129 154H131V153H129ZM138 154V153H137ZM136 154V155H137ZM142 154V153H141ZM246 154V153H245ZM67 155H68V153H67ZM102 155V154H101ZM109 155V154H108ZM115 155V154H114ZM143 155H144V153H143ZM258 155V154H257ZM22 156L23 155H21L20 157L22 158ZM111 156V155H110ZM205 156V155H204ZM216 156V155H215ZM222 156V155H221ZM225 156H227V154H225ZM229 156V155H228ZM243 156V155H242ZM25 157V158H24ZM23 158V160H21L22 162H23V164H25V165H27L28 166V168L27 167H25L26 169H28V172H29V170H30V172L32 171V175H33V173H35V174H37L38 176H39V178L41 179V180H44V182L46 181V179H47V181H48V178H47V176H48V167H49V164H48V166H47V162H49V161H45V160H40L41 159V157H40V159L38 158V160H36L35 161V159H33V158H35V157H31V155H30V157L28 156H24ZM43 157V156H42ZM52 157V156H51ZM92 157V156H91ZM109 157V156H108ZM123 157V156H122ZM133 157V156H132ZM139 157V156H138ZM170 157V156H169ZM187 157V156H186ZM20 158V159H21ZM89 158V157H88ZM98 158V157H97ZM103 158V157H102ZM110 158V157H109ZM221 158H223V157H221ZM227 158V157H226ZM19 159V158H18ZM135 159V158H134ZM139 159V158H138ZM141 159V158H140ZM180 159V158H179ZM248 159H250V158H248ZM17 160V159H16ZM117 160V159H116ZM195 160V159H194ZM224 160V159H223ZM229 160H231V159H229ZM233 160V159H232ZM235 160V159H234ZM53 161V160H52ZM113 161V160H112ZM137 161V160H136ZM182 161V160H181ZM185 161V160H184ZM203 161V160H202ZM208 161V160H207ZM111 162V161H110ZM139 162V161H138ZM173 162V161H172ZM218 162V161H217ZM221 162H223V161H221ZM225 162H227V161H225ZM230 162V161H229ZM248 162V161H247ZM20 163V162H19ZM81 163V162H80ZM112 163H115V162H112ZM116 163H117V161H116ZM195 163H196V161H195ZM206 163V162H205ZM251 163V162H250ZM249 163V164H250ZM36 164V166L37 167H39V168H37V170L35 171V170H33V167H34V165ZM51 164V163H50ZM190 164V163H189ZM231 164V163H230ZM244 164V163H243ZM94 165V164H93ZM131 165V164H130ZM137 165V164H136ZM165 165V164H164ZM183 165V164H182ZM210 165V164H209ZM228 165V164H227ZM252 165V164H251ZM52 166V165H51ZM54 166V165H53ZM105 166H106V164H105ZM261 166V165H260ZM108 167V166H107ZM118 167V166H117ZM120 167V166H119ZM118 167V168H119ZM132 167V166H131ZM185 167V166H184ZM207 167V166H206ZM225 167V166H224ZM230 166H228L227 168H229ZM245 167H249V166H246L245 165ZM252 167V166H251ZM257 167V166H256ZM84 168V167H83ZM105 168V167H104ZM115 170L114 171H117L116 170V167L114 168ZM169 169V168H168ZM183 169H185V168H183ZM233 169V168H232ZM262 169V168H261ZM125 170V169H124ZM163 170V169H162ZM228 170V169H227ZM230 170V169H229ZM234 170V169H233ZM232 170V171H233ZM258 170H259V168H258ZM122 171H123V169H122ZM226 171V170H225ZM231 171V170H230ZM235 171V170H234ZM29 172V173H30ZM77 172V171H76ZM118 172V171H117ZM52 173V172H51ZM109 173H111V172H109ZM121 173H123V172H121ZM165 173V172H164ZM169 173V172H168ZM177 173V172H176ZM181 173V172H180ZM202 173V172H201ZM31 174V173H30ZM34 174V175H35ZM118 174V173H117ZM224 174V173H223ZM253 174H255V173H253ZM63 175V174H62ZM108 175V174H107ZM130 175V174H129ZM206 175V174H205ZM226 175V174H225ZM229 175H230V173H229ZM228 175V176H229ZM69 176V175H68ZM68 176H66V177H68ZM110 176V175H109ZM175 176V175H174ZM255 176V175H254ZM37 177V176H36ZM126 177V176H125ZM206 177V176H205ZM226 177V176H225ZM259 177V176H258ZM63 178V177H62ZM112 177L110 176V179H111ZM124 178V177H123ZM238 178V177H237ZM261 178V177H260ZM60 179V178H59ZM74 179V178H73ZM86 179V178H85ZM116 179V178H115ZM127 179V178H126ZM171 179V178H170ZM38 180V179H37ZM63 180V179H62ZM80 180V179H79ZM198 180V179H197ZM213 180V179H212ZM60 181V180H59ZM66 181V180H65ZM77 181V180H76ZM100 181V180H99ZM117 181V180H116ZM130 181V180H129ZM226 181V180H225ZM261 181V180H260ZM58 182V181H57ZM56 182V183H57ZM64 182V181H63ZM122 182V181H121ZM169 182V181H168ZM175 182V181H174ZM38 183V182H37ZM42 183V182H41ZM66 183V182H65ZM75 183H77V182H75ZM88 183V182H87ZM103 183V182H102ZM119 183V182H118ZM124 183V182H123ZM128 183H130V182H128ZM173 183V182H172ZM195 183V182H194ZM193 183V184H194ZM205 183V182H204ZM17 184V183H16ZM45 184V183H44ZM48 183H46V185H47ZM117 184V183H116ZM115 184V185H116ZM132 184V183H131ZM201 184V183H200ZM245 184V183H244ZM249 184H250V182H249ZM256 184V183H255ZM262 184H263V181H262ZM29 185V184H28ZM46 185H44V186H46ZM120 185V184H119ZM188 185V184H187ZM241 185V184H240ZM245 185H247V184H245ZM251 185H253V182H252V184ZM264 185V184H263ZM75 186V185H74ZM241 186H243V183H242V185ZM260 186V185H259ZM24 187H27L26 188V191L28 192V194H24L25 193V189H24ZM23 187V189L24 190H21V191H23L22 193L24 194V195H29L30 193L29 192H31V191H28L29 189L31 190V187L29 186V188H28V186L27 185H25ZM35 187V186H34ZM78 187H79V184H78ZM116 187V186H115ZM130 187H132V186H130ZM172 187V186H171ZM177 187V186H176ZM253 187H255V186H253ZM257 187V186H256ZM255 187V188H256ZM261 187V186H260ZM264 186H262V189H264L263 188ZM90 188V187H89ZM93 188H95V186L93 187ZM124 188V187H123ZM191 188V187H190ZM212 188V187H211ZM230 188V187H229ZM238 188V187H237ZM254 188V189H255ZM28 189V190H27ZM98 189V188H97ZM181 189V188H180ZM235 189V188H234ZM234 189H232V190H234ZM246 189V188H245ZM34 190H36V189H34ZM93 190V189H92ZM135 190V189H134ZM242 190H244L243 188H242ZM250 190H251V188H250ZM253 190V189H252ZM15 191H17V190H15ZM64 191V190H63ZM85 191V190H84ZM107 191V190H106ZM129 191V190H128ZM183 191V190H182ZM231 191V190H230ZM238 191V190H237ZM240 191V190H239ZM256 191V190H255ZM258 191V190H257ZM261 191H263V190H261ZM12 192H13V194H15L16 195V193L17 192H15L14 193V191L12 190ZM32 192H33V189H32ZM148 192V191H147ZM178 192V191H177ZM186 192V191H185ZM234 191H232L231 193H233ZM235 192H236V190H235ZM244 192V191H243ZM251 192H253V191H251ZM10 193H11V191H10ZM10 193H8V195H10L11 197H10V201H4V202H2L1 203V210H3V211H7V210H9V211H11V212H9V213H12L13 211H15V210H19V213H20V211L22 212V211H25V212H27V214H28V212H30V210L29 211H26L27 209L25 208V205L24 204H22V201H23V203L25 202V200L23 199L22 200V198H25L23 195H22V198H19L20 196L19 195H21V192H20V194H18L17 193V195L19 196H15V195H13L12 193L10 194ZM52 193V192H51ZM124 193H126V192H124ZM146 193V192H145ZM181 193V192H180ZM230 193V194H231ZM238 193V192H237ZM240 193V192H239ZM264 193V192H263ZM122 194V193H121ZM200 194V193H199ZM220 194V193H219ZM227 194V193H226ZM229 194V195H230ZM252 194V193H251ZM255 194H257L256 192L253 194V195H255ZM176 195V194H175ZM195 195V194H194ZM197 195V194H196ZM263 195V194H262ZM41 196V195H40ZM54 196V195H53ZM86 196V195H85ZM100 196V195H99ZM201 196V195H200ZM217 196V195H216ZM237 196V195H236ZM239 196V195H238ZM243 196V195H242ZM250 196V195H249ZM197 196H195V198H196ZM229 197V196H228ZM230 197H232V195L230 196ZM229 197V198H230ZM252 197V196H251ZM254 197L255 196H253V198H250L249 200H254ZM259 197V196H258ZM257 197V198H258ZM42 198V197H41ZM41 198H39V199H41ZM88 198V197H87ZM93 198V197H92ZM100 198H102V197H100ZM129 198V197H128ZM199 198V197H198ZM206 198V197H205ZM257 198H255V199H257ZM1 199H3V197L1 198ZM38 199V200H39ZM227 199V198H226ZM230 199H233V198H230ZM260 199V198H259ZM22 200V201H21ZM52 200V199H51ZM96 200V199H95ZM103 200V199H102ZM129 200V199H128ZM240 200V199H239ZM248 200V199H247ZM123 201H125V200H123ZM185 201V200H184ZM242 201V200H241ZM255 201H257V200H255ZM254 201V202H255ZM42 202H44V203H42L43 205L46 203L45 202V200H43V198H42ZM227 202V204H228V201H226ZM26 203V202H25ZM89 203V202H88ZM98 203V202H97ZM132 203V202H131ZM135 203V202H134ZM144 203V202H143ZM148 203V202H147ZM180 203V202H179ZM196 203V202H195ZM222 203H224V205L226 206V204H225V202H222ZM221 203V204H222ZM230 203V202H229ZM235 203V202H234ZM249 203V202H248ZM258 203V202H257ZM260 203H261V201H260ZM61 204V203H60ZM214 204H217V203H214ZM232 204V203H231ZM256 204V203H255ZM263 203H261V204H258V205H262ZM23 205H24V207H23ZM27 205H28V203H27ZM26 205V206H27ZM79 205V204H78ZM83 205V204H82ZM81 205V206H82ZM89 205H90V203H89ZM88 205V206H89ZM99 205V204H98ZM97 205V206H98ZM218 205H220V203H218ZM223 205V204H222ZM233 205V204H232ZM38 206L40 207V204L38 203ZM45 206V207H44ZM44 206H41V208L43 209V211H44V214H42L43 216H42V220H41V222H43V225L45 224V226H47V225H49L50 223H51V217H49L48 215H49V213H50V208H49V205L47 206V203L44 205ZM56 206V205H55ZM54 206V207H55ZM198 206V205H197ZM214 206H216V205H214ZM213 206V207H214ZM225 206H218V210L220 211L219 213H220V216L218 217V218H214V217H212V214L211 213H213L214 214V212L212 211L213 209H211V213H209V217L211 216V218H208V216L207 217H205V219L206 218H208V219H204V223L202 222H200V225L198 226V225H195L196 226V228H197V226H198V229H195L194 228V230H196V232L195 233H192V235L190 236V234H189V236H184V235H179L180 237L178 238V236H177V238L178 239H176L175 241H173V243L172 242H170V240H169V242L171 243V244H169V242H168V244L171 246L172 244H174L172 247H173V253L175 254V261H174V264H247L248 263V261L250 260V259H252L250 262H249V264H264V213H260V214H258V216H256L254 213L253 214H251V212H248V210H251L250 209V207L252 206V203H251V206L249 207V205H247V206H239L238 204H237V208L235 207V208H230V207H225ZM255 206V205H254ZM257 206V205H256ZM255 206V207H256ZM38 207V208H39ZM44 207V208H43ZM58 207V206H57ZM56 207V208H57ZM83 207V206H82ZM199 207V206H198ZM217 207V206H216ZM215 207V208H216ZM220 207V208H219ZM258 207H261V206H257L256 208H257V210H258ZM24 208V209H23ZM27 208L29 209V208H31V207H28L27 206ZM37 208V207H36ZM94 208V207H93ZM155 208V207H154ZM192 208V207H191ZM23 209V210H22ZM45 209V210H44ZM85 209V208H84ZM160 209V208H159ZM206 209V208H205ZM13 210V211H12ZM39 210H40V208H39ZM60 210V209H59ZM132 210H133V208H132ZM184 210H186V209H184ZM215 210V209H214ZM256 210V209H255ZM259 210H261V208L259 209ZM64 211V210H63ZM133 211H135V209L133 210ZM160 211V210H159ZM206 211V210H205ZM8 212V211H7ZM6 212V213H7ZM118 212V211H117ZM175 212V211H174ZM208 211H206L205 213H207ZM252 212H253V210H252ZM256 212V211H255ZM258 212H260V211H258ZM19 213H18V216H19ZM41 213H43V212H41ZM77 213V212H76ZM89 213V212H88ZM166 213V212H165ZM170 213H171V211H170ZM191 213V212H190ZM200 213V212H199ZM257 213V212H256ZM15 215H16V213H14ZM23 213H21V217L22 216H24V214L22 215ZM40 214V213H39ZM73 214V213H72ZM106 214V213H105ZM112 214H113V211H112ZM154 214V213H153ZM156 214H157V212H156ZM216 214V213H215ZM51 215V214H50ZM54 215V214H53ZM83 215V214H82ZM86 215V214H85ZM101 215V214H100ZM104 215V214H103ZM115 215V214H114ZM182 215V214H181ZM207 215V214H206ZM253 215H255V216H253ZM90 216V215H89ZM191 216V215H190ZM241 216H243V217H241ZM244 216H246V218L244 217ZM20 217V216H19ZM20 217V218H21ZM112 217V216H111ZM166 217H167V219H168V217H169V215L167 216V213H166ZM165 217V218H166ZM20 218H16V219H20ZM48 218V219H47ZM55 218V217H54ZM80 218V217H79ZM78 218V219H79ZM119 218V217H118ZM22 219V218H21ZM68 219V218H67ZM92 219V218H91ZM106 219H107V217H106ZM113 219V218H112ZM39 220V221H40ZM84 221L85 220H87V219H83ZM104 220V219H103ZM152 220V219H151ZM164 220V219H163ZM174 220V219H173ZM45 221H47L48 223L46 224V223H44ZM65 221V220H64ZM68 221V220H67ZM96 221V220H95ZM108 221V220H107ZM110 221V220H109ZM121 221V220H120ZM176 221V220H175ZM195 221V220H194ZM87 222V221H86ZM98 222V221H97ZM105 222H106V220H105ZM122 222V221H121ZM80 224L82 223V224H84L83 223V221L82 222H79ZM94 223V222H93ZM96 223V222H95ZM119 223V222H118ZM173 223H174V221H173ZM63 224V223H62ZM88 224H90L91 225V223L89 222V220H88V223H87V225ZM41 225H42V223H41ZM86 225V223L84 224V225H82L83 226V229H86V230H88L89 228V226H87ZM125 225V224H124ZM131 225V224H130ZM171 225H174V224H172L171 223ZM170 225V226H171ZM176 225V224H175ZM194 225V224H193ZM192 225V226H193ZM22 225H20V227H21ZM45 226H44V229L46 230L47 228H45ZM49 226H51V227H48V229H50L51 230V232H54V231H52V230H54L53 228H52V225L50 224ZM63 226V225H62ZM59 227L58 226V228H64V227ZM84 226H85V228H84ZM87 226V227H86ZM121 226V225H120ZM119 226V227H120ZM126 226H127V224H126ZM23 227H25V226H23ZM39 228H40V226H38ZM42 227V226H41ZM91 227H93L92 225H91ZM123 227V226H122ZM132 227V226H131ZM172 227V226H171ZM38 228V229H39ZM54 228H57V227H54ZM94 228V227H93ZM135 228V227H134ZM168 228V229H167ZM166 228V230H169V227H167ZM20 230H22V228H19ZM26 229H29V228H25V229H23V230H26ZM41 229V228H40ZM73 229V228H72ZM80 229V228H79ZM189 229V228H188ZM191 229V228H190ZM17 231H18V229H16ZM42 230V229H41ZM50 230H47V231H50ZM55 230H57L58 231V229H55ZM63 230H65V229H63ZM89 230H94V229H92V228H90ZM124 230V229H123ZM126 230V229H125ZM132 230V229H131ZM165 230V231H166ZM192 230V229H191ZM16 231V232H17ZM26 231H29V230H26ZM31 232L33 231V230H30ZM67 231V230H66ZM162 231V230H161ZM16 232H15V234H14V237L13 238H15V239H19V240H21V241H23L22 242V244H21V248H16V249H10L9 251H8V242L7 241H5V240H2L1 241V245H0V264H19L18 263V260L19 259H22L23 257H26V258H31V257H33V250L34 251H36L37 250V246L35 247L34 246V244H33V240L32 241H30V240H26L24 237L26 236V238L28 237H30V236H32V235H29V236H27V234H25V236L24 237H22V235H17L16 234ZM25 232V231H24ZM43 232V231H42ZM50 232V234H51V236H52V238H50L51 236H50V234H49V238L52 240V242L55 244L56 243V240L58 241L59 240V238H57L56 240L53 238L54 237V234H56V231H55V233H53V235H52V233ZM91 232V231H90ZM122 232V231H121ZM158 232V231H157ZM167 232H170V231H167ZM193 232V231H192ZM18 233H19V231H18ZM26 233V232H25ZM44 233V232H43ZM48 233V232H47ZM60 233V232H59ZM144 233V232H143ZM159 233H161V232H159ZM163 234H164V231L162 232ZM20 234H21V232H20ZM29 234H30V232H29ZM33 234V233H32ZM58 234V233H57ZM56 234V235H57ZM72 234V233H71ZM90 234V233H89ZM121 234V233H120ZM162 234V236H164ZM180 234V233H179ZM23 235H24V233H23ZM40 235H41V232H40ZM45 235H46V233H45ZM55 235V236H56ZM142 235V234H141ZM160 235V234H159ZM44 236V235H43ZM57 236H59V237H61L59 234L57 235ZM92 236V235H91ZM111 236V235H110ZM140 236V235H139ZM157 236H158V234H157ZM156 236V237H157ZM161 236V237H162ZM167 236H169V235H167ZM33 237V236H32ZM41 237H42V235H41ZM45 237V236H44ZM43 237V238H44ZM68 237V236H67ZM5 238H7V235H5ZM27 238V239H28ZM42 238V240H45V239H43ZM46 238V237H45ZM56 238V237H55ZM111 238V237H110ZM155 238V237H154ZM164 238V237H163ZM163 238H161V239H163ZM68 239V238H67ZM93 239V238H92ZM142 239V238H141ZM159 239V238H158ZM166 239V238H165ZM165 239H163V241H165V242H163L164 244L166 243V240ZM41 240V241H42ZM48 240V238H46V241ZM61 240V239H60ZM65 240V239H64ZM74 240V242H75V239H73ZM83 240H84V238H83ZM167 240H168V238H167ZM174 240V239H173ZM62 241V240H61ZM71 241V240H70ZM97 241V240H96ZM60 242V241H59ZM65 242V241H64ZM67 242H69V240H67ZM73 242V241H72ZM73 242V243H74ZM58 243V242H57ZM61 243V242H60ZM71 242H69L68 244H67V246H64L63 245V247L65 248V247H69V246H73L74 244H72V245H69ZM87 243V242H86ZM89 243V242H88ZM102 243V242H101ZM32 244H33V246H34V249H32L31 250V246H32ZM62 244V243H61ZM60 244V245H61ZM168 244L166 245V246H168ZM95 245H97V242H95ZM81 246V245H80ZM80 246L78 245V244H76V246L74 245L72 248H75L76 250H74V251H76L77 253H80V254H77L78 256L80 255V256H84V255H86V254H88V253H90V249H89V247L87 246L86 248H88V251L86 250V249H84V248H82V246H81V248H82V250L80 249ZM84 247L86 246V245H83ZM103 246V245H102ZM62 247V246H61ZM78 247H79V252H78ZM97 246H95V248H96ZM147 247V246H146ZM172 247L169 249V247L167 248V249H169V252H171L170 250L172 249ZM35 248H36V250H35ZM70 248V247H69ZM72 248H70V249H72ZM95 248H94V251H95ZM63 249V248H62ZM97 249V248H96ZM166 249V248H165ZM164 249V250H165ZM93 250V249H92ZM100 250V249H99ZM98 250V251H99ZM63 251H65L66 252V250H63ZM73 251V250H72ZM73 251V252H74ZM166 251V250H165ZM164 251V252H165ZM92 252V251H91ZM96 252H97V250H96ZM101 253H103V255L102 254H100V253H97V254H100L99 256H101V257H104V258H108V257H105L104 256V252H102V251H100ZM105 252H106V249H105ZM186 252H188L189 254H188V257L186 256ZM36 253V252H35ZM162 253V252H161ZM161 253H160V255H161ZM186 253V254H185ZM71 255V253H68L67 255ZM74 256H75V254H73ZM109 255V254H108ZM107 255V256H108ZM154 255V254H153ZM200 255H204L205 256V258H204V256H203V260H202V258H201V262H198L199 260H198V258H199V256ZM77 257V256H76ZM128 257V256H127ZM158 257V256H157ZM153 258V257H152ZM258 258V259H257ZM128 259V258H127ZM134 259V258H133ZM158 259V258H157ZM69 260V259H68ZM71 260V259H70ZM69 260V261H70ZM150 260V259H149ZM111 261V260H110ZM130 261V260H129ZM166 261V260H165ZM145 262H147V261H145ZM156 262H158L157 264H162L159 260H156L155 259V264H156ZM69 263H71V262H67V263H65V264H69ZM154 263V262H153ZM152 263V264H153ZM123 264V263H122ZM148 264H149V261H148Z\"/></svg>","mask_w":264,"mask_h":264}]
</instances>
